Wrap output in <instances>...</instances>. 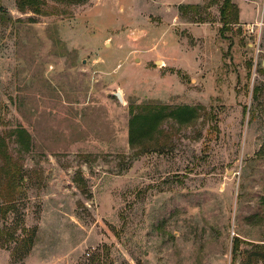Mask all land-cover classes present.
I'll return each instance as SVG.
<instances>
[{
	"label": "rangeland",
	"instance_id": "rangeland-1",
	"mask_svg": "<svg viewBox=\"0 0 264 264\" xmlns=\"http://www.w3.org/2000/svg\"><path fill=\"white\" fill-rule=\"evenodd\" d=\"M223 1L0 0V136L24 176L0 264H241L264 245V0L221 34ZM153 103L195 117L133 147Z\"/></svg>",
	"mask_w": 264,
	"mask_h": 264
},
{
	"label": "trees",
	"instance_id": "trees-1",
	"mask_svg": "<svg viewBox=\"0 0 264 264\" xmlns=\"http://www.w3.org/2000/svg\"><path fill=\"white\" fill-rule=\"evenodd\" d=\"M17 5L21 10L31 9L34 12L41 13L44 11L43 5L47 3V0H16ZM72 1H84V0H72ZM180 11L182 14L186 13L188 9L198 12L200 5L198 4H180ZM221 22L223 24L220 29L221 34L225 30H229L230 25L240 24V9L239 6L233 0H224L220 8ZM195 22H206L205 19L199 17ZM264 70V68H262ZM164 115H169L178 118L182 123H190L195 117V110L191 106L177 107L169 113L164 112V109L158 104H145L140 111L133 114L130 120V143L133 147L140 145L137 140L144 139L145 136L151 135L158 127L159 121L163 119ZM21 138H24L27 142V149L30 147L31 135L24 129L19 128L17 133ZM145 141V140H144ZM141 144V150L146 149L147 145ZM148 148V147H147ZM2 157L3 163L0 165V222L3 218L13 210L17 209L20 194L21 185L24 183V176L22 175V168L7 150V145L3 137L0 136V158ZM3 230L0 227V247L5 246L3 238ZM9 237V240H15V234L12 232L5 235ZM28 246L34 243L32 236L26 239ZM238 248V242H237ZM235 249V254L238 255L239 249ZM244 257L241 264H258L259 261H264V245L256 244L253 249L244 250L239 252Z\"/></svg>",
	"mask_w": 264,
	"mask_h": 264
},
{
	"label": "crops",
	"instance_id": "crops-1",
	"mask_svg": "<svg viewBox=\"0 0 264 264\" xmlns=\"http://www.w3.org/2000/svg\"><path fill=\"white\" fill-rule=\"evenodd\" d=\"M242 3L239 4V7H240V22L242 25H251L252 22H256V21H259L258 20V14L261 10L260 8V0H251V2H244V4H247V5H250V9L251 11H254L255 12V15L252 17V18H248L246 19L244 17V13H243V8L241 6Z\"/></svg>",
	"mask_w": 264,
	"mask_h": 264
},
{
	"label": "water",
	"instance_id": "water-1",
	"mask_svg": "<svg viewBox=\"0 0 264 264\" xmlns=\"http://www.w3.org/2000/svg\"><path fill=\"white\" fill-rule=\"evenodd\" d=\"M115 95H116V97H117L121 102H123V96H122V94H121L120 91H117V92L115 93Z\"/></svg>",
	"mask_w": 264,
	"mask_h": 264
},
{
	"label": "built area",
	"instance_id": "built-area-1",
	"mask_svg": "<svg viewBox=\"0 0 264 264\" xmlns=\"http://www.w3.org/2000/svg\"><path fill=\"white\" fill-rule=\"evenodd\" d=\"M249 29H250V31H251V32H253V31H254V27H253V28H249Z\"/></svg>",
	"mask_w": 264,
	"mask_h": 264
}]
</instances>
